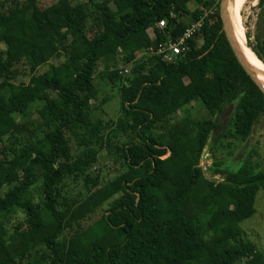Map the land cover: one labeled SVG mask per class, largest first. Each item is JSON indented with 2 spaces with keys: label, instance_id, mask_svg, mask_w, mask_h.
<instances>
[{
  "label": "trees",
  "instance_id": "trees-1",
  "mask_svg": "<svg viewBox=\"0 0 264 264\" xmlns=\"http://www.w3.org/2000/svg\"><path fill=\"white\" fill-rule=\"evenodd\" d=\"M40 1H0V264H264L250 242L223 247L255 213L264 159L252 150L235 171L219 161V182L200 167L227 105L230 145L264 119V95L222 32L220 0ZM256 8L246 46L264 65V0ZM202 17L174 63L145 53ZM98 72L120 96L113 121L91 120L108 100L97 99ZM194 103L208 119L190 118Z\"/></svg>",
  "mask_w": 264,
  "mask_h": 264
},
{
  "label": "rangeland",
  "instance_id": "rangeland-1",
  "mask_svg": "<svg viewBox=\"0 0 264 264\" xmlns=\"http://www.w3.org/2000/svg\"><path fill=\"white\" fill-rule=\"evenodd\" d=\"M55 1L56 0H41L39 5L44 8ZM75 1L81 2L82 0H74V2ZM256 5L257 0H246L243 5L241 14L244 35L247 30H253L257 14ZM188 6L191 10L194 9L192 3H189ZM246 42L247 40L245 36V45ZM0 49H3V47H0ZM120 67L121 66H118L116 70L120 69ZM100 76L101 72H98L94 81L97 88V99L99 101H102L103 99L108 100L92 113L91 120L93 123H97L99 120L104 122L115 120L119 116L121 108L120 96L117 93V89L108 85V83L101 79ZM20 80L24 82L27 81L26 79H19L18 81ZM188 111L190 118L193 121L209 118L208 114L199 103H194L189 106ZM231 111L232 106L227 105L216 117L218 123L217 129L210 135L209 142L200 159V167L205 178L213 182H219L221 180L220 177L215 174V171L219 168L216 167L215 164L219 161L223 163L222 167L220 166V169L225 168L227 170L235 171L245 161L252 150L258 153L257 156L253 157L254 160L264 159V119H261L255 125L251 137L245 143L232 142L230 145L227 143L226 139L221 137L222 132L227 126ZM74 148H76V146H74ZM98 159L99 171L101 174L111 178L113 176V170L109 169L113 168L112 161L103 154V151L100 152ZM38 192L37 188L33 191V193ZM254 207V215L242 221L239 225L242 230V235L233 241L226 242L223 244V247H230L240 241L250 242L255 245L258 252L264 255V192L260 191L256 195ZM187 264L200 263L198 261H192ZM236 264H245V260H241Z\"/></svg>",
  "mask_w": 264,
  "mask_h": 264
},
{
  "label": "built area",
  "instance_id": "built-area-1",
  "mask_svg": "<svg viewBox=\"0 0 264 264\" xmlns=\"http://www.w3.org/2000/svg\"><path fill=\"white\" fill-rule=\"evenodd\" d=\"M209 13L212 14L213 11ZM203 17H207V14H205ZM203 17L186 26L182 34L176 39H173L170 34L164 33L163 41L158 42L155 46L148 47L145 53L148 55L156 56L165 63H174L179 57H181L189 50L190 47L188 45V42L194 39L195 36L201 32V29L204 25ZM164 27V20H160L155 25V28L159 30L164 29ZM148 33L151 40H153V32L148 31ZM118 74H127V69H118Z\"/></svg>",
  "mask_w": 264,
  "mask_h": 264
},
{
  "label": "bare ground",
  "instance_id": "bare-ground-1",
  "mask_svg": "<svg viewBox=\"0 0 264 264\" xmlns=\"http://www.w3.org/2000/svg\"><path fill=\"white\" fill-rule=\"evenodd\" d=\"M246 0H240L232 21V11L235 0H228V16L234 33V39L242 59L246 62L255 77L264 86V65L255 57V55L245 45L244 28L242 26L241 10Z\"/></svg>",
  "mask_w": 264,
  "mask_h": 264
},
{
  "label": "water",
  "instance_id": "water-1",
  "mask_svg": "<svg viewBox=\"0 0 264 264\" xmlns=\"http://www.w3.org/2000/svg\"><path fill=\"white\" fill-rule=\"evenodd\" d=\"M219 17H220L221 24H222V32L224 33L225 38H226V40L228 42V45H229L232 53L234 54L238 64L240 65L242 70L246 73V75L250 78L252 83L264 95V86L255 77V75L253 74L251 69L248 67L246 62L242 59V57L240 55V52L238 50V47L236 45V42H235V39H234L233 29L231 27V23H230L229 16H228V0H220L219 1Z\"/></svg>",
  "mask_w": 264,
  "mask_h": 264
},
{
  "label": "crops",
  "instance_id": "crops-1",
  "mask_svg": "<svg viewBox=\"0 0 264 264\" xmlns=\"http://www.w3.org/2000/svg\"><path fill=\"white\" fill-rule=\"evenodd\" d=\"M147 36L149 37V39L151 40L150 36H149V33H147Z\"/></svg>",
  "mask_w": 264,
  "mask_h": 264
}]
</instances>
